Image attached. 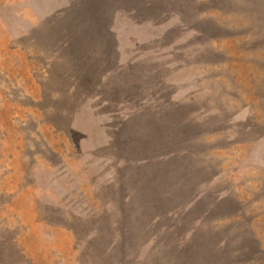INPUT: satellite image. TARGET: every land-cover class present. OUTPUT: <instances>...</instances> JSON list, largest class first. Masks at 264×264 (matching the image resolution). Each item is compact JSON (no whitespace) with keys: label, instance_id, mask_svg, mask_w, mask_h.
<instances>
[{"label":"rangeland","instance_id":"1","mask_svg":"<svg viewBox=\"0 0 264 264\" xmlns=\"http://www.w3.org/2000/svg\"><path fill=\"white\" fill-rule=\"evenodd\" d=\"M138 263L264 264V0H0V264Z\"/></svg>","mask_w":264,"mask_h":264},{"label":"trees","instance_id":"2","mask_svg":"<svg viewBox=\"0 0 264 264\" xmlns=\"http://www.w3.org/2000/svg\"><path fill=\"white\" fill-rule=\"evenodd\" d=\"M154 182H156L155 179H154L153 182H151L150 184H154ZM157 221H159V218H158V217L155 218V219H153V221H151V223H150V227H155V225L158 223ZM165 230H166L165 227L160 226L158 232H164ZM138 264H141V263H138Z\"/></svg>","mask_w":264,"mask_h":264}]
</instances>
